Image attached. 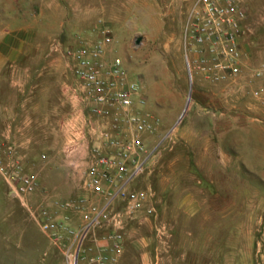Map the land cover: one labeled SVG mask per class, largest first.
<instances>
[{"label": "rangeland", "instance_id": "rangeland-1", "mask_svg": "<svg viewBox=\"0 0 264 264\" xmlns=\"http://www.w3.org/2000/svg\"><path fill=\"white\" fill-rule=\"evenodd\" d=\"M28 1L29 13L47 9L37 21V25L49 33L43 35V41L50 47L43 57L61 58L58 76L53 81L46 78L36 81L32 76V80L24 84L28 86L29 98L21 108L25 113L19 115L18 120H26V125L11 129L8 137L2 135L23 157L26 169L36 173L46 189H38L30 201L37 204L47 199V195L48 198H69L85 192L82 161L79 160V169L74 168L63 153L67 132L62 121L70 110L64 88L72 75L65 57L53 50L51 44L55 40L64 46L92 41L103 23L111 28L114 38L110 57L119 58L129 74L139 79L146 98L141 110L159 119L155 131L144 135L146 161L130 186V190L148 189V197L156 207L152 215L147 213L151 220L154 217L160 223L179 219L180 226L161 225L158 233L184 234L200 230L203 238L208 234L213 237V241H204L208 246L206 251L231 255H221L219 264L228 261L244 264L250 254L251 264H264V239L259 226L253 227L249 236L248 227L244 225L245 210L243 207L231 209L233 201H243L244 207L264 202V150L255 157L247 149L248 155L231 158V110L235 105L240 109L263 105L264 94L261 98L231 96L227 94L226 85L212 83L195 70H189L184 38L195 0ZM241 1L246 13L241 47L249 71L264 61V0ZM29 17L33 19L32 15ZM138 36L141 40L136 44ZM188 58L190 60V55ZM258 82L264 84V78ZM0 86L7 91V83ZM201 106L218 107L214 111L220 130L213 131L206 148L205 141L197 139L187 147L180 140L181 131L195 134L197 123L211 121V117H203ZM262 118L264 120V115ZM205 134L211 136L210 131ZM181 155H188L190 162H181ZM174 158L176 160L170 163ZM250 159L249 163L257 170H248L244 165V160ZM186 189L194 193L185 194ZM185 196L194 198L198 205L188 209L180 207ZM123 204L122 200H117L112 210L121 211ZM138 212L126 219L125 235L139 217ZM73 222L80 223L79 214L73 215ZM106 230V225L95 227L87 236L88 242L90 237ZM0 264H68L62 250L9 193L1 175Z\"/></svg>", "mask_w": 264, "mask_h": 264}, {"label": "built area", "instance_id": "built-area-1", "mask_svg": "<svg viewBox=\"0 0 264 264\" xmlns=\"http://www.w3.org/2000/svg\"><path fill=\"white\" fill-rule=\"evenodd\" d=\"M245 16L241 0H195L185 29L187 62L189 70L205 80L226 85L231 96L261 98L264 84L258 81L264 78V61L247 71L241 47ZM97 32L92 41L64 46L55 40L51 44L65 57L72 75L64 88L70 110L62 121L67 132L63 153L74 168L79 169V160L86 162L81 173L83 188L90 194L47 195L40 203H32L31 195L46 189L0 131V175L9 193L62 250L68 264H117L125 221L150 194L148 189L130 190L128 185L146 161L144 135L155 131L159 119L141 110L146 98L139 79L129 74L119 58L110 57L111 28L101 23ZM91 194L102 199L94 201ZM117 198L124 202L121 211L112 210ZM74 214H79V224L73 222ZM102 225L108 227L99 237L104 243L93 249L87 236Z\"/></svg>", "mask_w": 264, "mask_h": 264}, {"label": "crops", "instance_id": "crops-1", "mask_svg": "<svg viewBox=\"0 0 264 264\" xmlns=\"http://www.w3.org/2000/svg\"><path fill=\"white\" fill-rule=\"evenodd\" d=\"M53 1L50 0L51 3ZM28 2V0H0V85L1 83H7L8 85L7 91L1 89L0 86V129H2V133L6 137L10 136L11 129H16L19 125L23 128L22 126L26 125V120H18V116L25 113L21 108L29 98L28 86L24 84L32 80V76H35L36 81L44 78L53 81L54 78H57L61 66V58L59 56H52L49 59L43 57L48 48H50L47 42L43 41V35L48 36L49 33H45L46 31H43V27L37 25V21L47 9H41L37 14L35 11L29 13ZM29 15L33 16L32 20H29ZM56 23L60 24L59 22ZM96 33L98 35V32ZM18 98L19 100H17ZM217 108V106L199 107L203 117H211V121L197 123V132L195 134L181 131L180 140L187 147L191 141L197 139L204 140L206 148L209 139L213 138V131L219 132L220 123L216 117L217 113L214 111ZM263 115L264 104L257 106L248 105L245 109H240L235 105L234 109L231 110L232 159L233 157L240 159L241 156L248 155L247 149L255 157L262 154L264 150ZM205 131H210L211 136L205 134ZM179 158L181 162L186 164L190 162L188 155H181ZM175 160L174 158L170 163ZM249 161L251 159L244 160V165L247 169L251 171L257 170ZM82 165L85 167L86 162L83 161ZM236 167L238 168V166ZM135 179L136 177L129 183V189ZM86 193L90 194L88 192L83 194ZM192 193L194 192L188 189L185 190V194ZM89 196L94 201L102 199L101 195L91 194ZM189 199L191 202L188 201ZM117 200L120 199L117 198L113 204ZM193 200L194 198L191 196H185L182 203H180V207L184 206L183 208L188 209L191 206L198 205L197 201ZM242 202H231V209L243 207L247 216L244 225L248 227V235L251 236L253 229L259 226L261 237L264 239V202L250 204L249 207L242 206ZM149 208L156 209L155 205L150 201V197H147L138 212L140 213L139 217L132 222L129 230H126L117 264H219L218 259L224 253H220L221 251H206L205 249L208 246L204 245V241L206 243L209 240L213 241L211 234L203 238L199 230L196 233L161 235L158 233L161 230L159 226H180V221L175 218L158 223L154 217L153 220L148 217L147 213L152 215L153 212H148ZM101 235H95L98 241H95L93 236L90 237L88 244L93 249L96 244L104 243L103 240L99 239ZM227 256L231 257L230 254ZM249 257L246 256L244 264H251ZM225 259L228 258L226 257ZM234 263L238 264L237 262L231 263L229 261L226 264Z\"/></svg>", "mask_w": 264, "mask_h": 264}, {"label": "water", "instance_id": "water-1", "mask_svg": "<svg viewBox=\"0 0 264 264\" xmlns=\"http://www.w3.org/2000/svg\"><path fill=\"white\" fill-rule=\"evenodd\" d=\"M140 40H141V36L136 37L135 43L138 44L140 42Z\"/></svg>", "mask_w": 264, "mask_h": 264}]
</instances>
